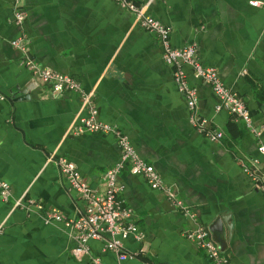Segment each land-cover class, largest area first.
<instances>
[{"label":"crops","instance_id":"0c3cea01","mask_svg":"<svg viewBox=\"0 0 264 264\" xmlns=\"http://www.w3.org/2000/svg\"><path fill=\"white\" fill-rule=\"evenodd\" d=\"M15 1L0 0V180L9 188L0 195V264H213L187 238L200 228L231 264H264V193L244 171L264 178V0H131L169 28L171 47L195 45L197 60L244 102L253 131L217 110L212 86L184 65L197 95L189 110L158 38L114 0H19L20 23ZM27 60L72 77L81 91L52 93ZM84 95L95 120L126 136L185 208L122 170L119 198L142 236L123 240L131 259L119 260L101 242L80 260L70 252L73 231L64 222L82 205L56 161L73 163L101 193L121 153L114 134L77 132L89 116ZM193 119L221 138L199 132Z\"/></svg>","mask_w":264,"mask_h":264},{"label":"built area","instance_id":"2783aa9c","mask_svg":"<svg viewBox=\"0 0 264 264\" xmlns=\"http://www.w3.org/2000/svg\"><path fill=\"white\" fill-rule=\"evenodd\" d=\"M118 6L135 17L137 24L144 30L153 33L159 40L162 49V58L170 67L174 68L173 80L177 89L186 98V104L189 110L194 111L197 104V95L193 88L189 87L183 72V66L188 65L192 68L196 78L212 86L213 92L220 101L217 110L225 107L229 112L237 116L244 123L245 127L252 130L251 118L244 102L232 91L227 89L219 80L215 69L203 66L196 58L195 45L191 44L186 47L176 49L171 47L169 42L170 30L162 25L159 21L145 14V6H137L131 0H114ZM252 6H259L258 2H251ZM19 0L15 1L16 11L14 12L15 21L20 23L23 20V14L19 9ZM12 46L25 51V45L20 40L11 42ZM25 66L30 70L32 75L42 82L48 84L51 92L61 94L65 91L80 92V84L72 77L59 74L47 68L39 66L37 63L27 60ZM2 99V97H0ZM82 109H88L89 116L80 119V125L77 132H83V129L89 132H98L101 134H114L117 138L118 146L121 150L120 161L110 167L104 175V191L99 193L92 190L81 178L75 165L62 158L56 161L60 173L66 178L68 189L75 192L79 202L82 205L75 218L68 219L64 223L73 231L74 245L71 248V255L80 260L90 254V243L101 242L107 251L115 253L119 260L131 259L132 256L125 252L123 240L133 236L137 241L141 240L135 223L131 220L133 212L125 202L119 198L123 191L122 185L118 182L119 174L126 170L134 176H142L148 186L164 193L167 199L176 207L185 210L181 201L176 199V192L165 185L157 174L153 166L143 162L134 151L126 136L108 125L98 123L95 120L97 111L92 106L87 95L82 97ZM194 120V119H193ZM193 124L198 131L204 133L211 139L221 138V133L203 131L201 124L194 120ZM258 151L264 155V146H260ZM244 171L252 178L259 182V188L264 193V178L257 176L255 170L247 167ZM0 195L6 198L9 195L8 185L0 180ZM19 204H17L18 206ZM52 219L61 221L62 217L56 212L51 214ZM188 239L193 240L198 247L205 251V254L213 264H231L228 257L221 254L219 248L211 239L205 229H198L187 235ZM93 264H101L98 259H92Z\"/></svg>","mask_w":264,"mask_h":264}]
</instances>
